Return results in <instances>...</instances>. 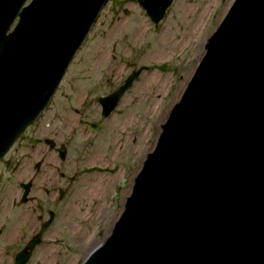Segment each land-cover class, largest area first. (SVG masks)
<instances>
[{
    "label": "water",
    "instance_id": "95a60500",
    "mask_svg": "<svg viewBox=\"0 0 264 264\" xmlns=\"http://www.w3.org/2000/svg\"><path fill=\"white\" fill-rule=\"evenodd\" d=\"M106 1L0 0V158L46 106ZM170 2L137 0L153 23ZM141 70L98 98L101 116ZM47 224L11 264L26 263ZM79 264H264V0L229 4L109 233Z\"/></svg>",
    "mask_w": 264,
    "mask_h": 264
},
{
    "label": "rangeland",
    "instance_id": "374dc122",
    "mask_svg": "<svg viewBox=\"0 0 264 264\" xmlns=\"http://www.w3.org/2000/svg\"><path fill=\"white\" fill-rule=\"evenodd\" d=\"M231 2L171 0L157 23L137 0H107L102 5L46 106L7 149L6 156L14 151L16 159L25 157L19 164H0V212L10 206L4 193L17 186L15 175L30 177L24 171L32 170L30 162L39 158L44 157L34 173L33 187L50 190L68 181L74 190L77 187L76 196H70L67 204L76 202L80 215L74 214L73 205L67 210L66 230L61 228L66 239L42 240L25 264H79L109 233L133 175L154 144L159 124L203 53L201 39H206ZM140 67L115 108L101 117L97 98L112 92L130 71ZM91 121L98 122V128L91 130L87 126ZM44 137L66 145L61 162L42 142ZM52 167L62 175L56 177ZM121 177L126 179L118 187ZM113 187L118 191L116 198ZM56 224L59 228L60 222ZM22 228L13 215L0 213V264H11L24 243L3 237L4 230L12 235L13 229ZM53 228L48 227L44 236L49 237Z\"/></svg>",
    "mask_w": 264,
    "mask_h": 264
},
{
    "label": "flooded vegetation",
    "instance_id": "af4514ba",
    "mask_svg": "<svg viewBox=\"0 0 264 264\" xmlns=\"http://www.w3.org/2000/svg\"><path fill=\"white\" fill-rule=\"evenodd\" d=\"M99 97H101V96H99ZM98 98H97V100H98ZM118 101H117V103H118ZM97 103H98V101H97ZM100 109H101V106H100ZM99 114H100V110H99ZM100 116H101V114H100ZM107 116H101V117H107ZM66 118L70 119L69 114H67ZM34 122H35V120L30 125H28L27 127L31 126ZM94 125H96V128H98V122L91 121V122L87 123V126L91 130H94ZM34 139H35V136H34ZM42 142L47 146L49 151L54 152V154L59 159V162H61L65 158V156L67 154V149H66V145L64 143L59 142V144H56L50 137H44L42 139ZM35 144H38V142H36ZM89 145H90V143H89ZM31 149L38 150V148L34 149L33 146L31 147ZM60 153L63 154L62 158L59 157ZM7 154H8V152L6 151L2 155V157L0 158V164L2 163V165H4L5 167L8 165H11V164L12 165L16 164V163L19 164L20 160L25 157V156H22L20 159H18V158L16 159L18 154L14 155V151H13V153H10L8 156H6ZM43 158H39L35 161L30 162V167L32 168V170L31 169L29 170L27 168L26 171H24V173H29L30 177H27L25 179H19V177L17 175H15V177L18 178L17 186H14V187H11L10 189H8L7 195H6V192L4 193V199L10 200V206L2 209L0 213L3 214L4 216L13 215L14 221L16 222V224L20 225L21 228L23 227L22 230H16V232L13 229L12 231L14 233L12 235H10L9 234L10 232H8L6 230H4V232H3V237H5V238L11 237L12 241L21 240L24 242L23 245L15 251L13 256H15V254L17 252H19L32 237H34L36 234H38L40 226L47 221H48V224H47L46 228L40 233L39 243L42 240L54 241V242H61L62 240H65L66 239V232L61 231V228H62V226H64V228H65V226L67 225V223L65 222V219H66L67 215L70 213V211H67V210L71 209V207L73 205V208L77 211V212H74V214L76 215V213H77L80 215V209H79L78 204L76 202L71 203V204H67L69 197L74 196V195L76 196V194H77V193H75L77 190V187H75V190H74V188L71 187L70 181H68L65 186H55V187L51 188L50 190H46L45 187H37V188L33 187L32 184L34 182L33 181L34 173H35L36 169L39 168L40 164L42 163ZM72 166H73V168H76L77 163H72ZM55 169H56L55 167H52V170H54V172H55ZM55 173H56V177L59 174L62 175V173H60L58 170ZM125 179H126L125 177H121L119 179V182L117 183V186L121 187L123 185ZM1 183H2V181H1V177H0V187H1ZM13 183H14V181H13ZM113 191H114L113 198H116L118 195V191H115V187H113ZM57 221L60 222L59 228L57 227V224H56ZM51 225H54V228H53V231L49 232L50 236L49 237L44 236L45 231ZM65 230H66V228H65ZM1 231L2 230L0 229V232ZM12 241H10V242H12ZM32 251H33V249L31 250V253H32ZM31 253H30V255H31Z\"/></svg>",
    "mask_w": 264,
    "mask_h": 264
},
{
    "label": "bare ground",
    "instance_id": "6f19581e",
    "mask_svg": "<svg viewBox=\"0 0 264 264\" xmlns=\"http://www.w3.org/2000/svg\"><path fill=\"white\" fill-rule=\"evenodd\" d=\"M203 40L205 41L204 36H203V38L201 39V41H203ZM203 43H204V42H203Z\"/></svg>",
    "mask_w": 264,
    "mask_h": 264
}]
</instances>
